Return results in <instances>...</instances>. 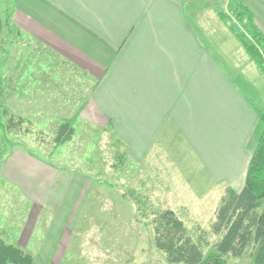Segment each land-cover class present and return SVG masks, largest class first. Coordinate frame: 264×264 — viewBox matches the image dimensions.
<instances>
[{
	"label": "crops",
	"instance_id": "0c3cea01",
	"mask_svg": "<svg viewBox=\"0 0 264 264\" xmlns=\"http://www.w3.org/2000/svg\"><path fill=\"white\" fill-rule=\"evenodd\" d=\"M192 4L12 0L10 14L19 37L29 35L95 81L80 118L111 129L129 160L140 166L167 160L165 173L179 192L197 190L192 183L201 182L208 190L239 194L264 129L252 76L260 70L221 9L212 10L224 25L214 43L208 19L200 20ZM5 15L1 8L0 47ZM0 167L5 180L37 202L44 203L56 184L72 188L67 174L21 150Z\"/></svg>",
	"mask_w": 264,
	"mask_h": 264
},
{
	"label": "rangeland",
	"instance_id": "374dc122",
	"mask_svg": "<svg viewBox=\"0 0 264 264\" xmlns=\"http://www.w3.org/2000/svg\"><path fill=\"white\" fill-rule=\"evenodd\" d=\"M189 1L200 20L208 19L207 31L211 29L214 43L224 26L212 12L215 8L221 9L225 22L244 32L245 22L235 17L238 0ZM246 2L264 25V0ZM2 3L0 10L7 16L12 0ZM252 76L260 97L256 103L264 114V77L258 70ZM90 80L29 35L19 37L15 26L7 29L0 47V138L6 111L27 120L29 132L8 136L5 157L15 149L26 152L67 174L72 188L56 184L44 203L37 202L5 180L0 167L1 237L31 255L34 264H169L155 246L151 219L138 211L135 197L140 195L155 209L173 210L192 236L198 228L205 230L214 244L219 238L215 212L224 191L191 182L197 190L179 192L165 173L167 160L144 166L129 160L109 132L80 118L95 82ZM65 120L71 121L76 135L71 142L56 145L57 129ZM204 254L213 259L212 264H251L249 254L235 259L219 255L212 246Z\"/></svg>",
	"mask_w": 264,
	"mask_h": 264
},
{
	"label": "trees",
	"instance_id": "16d2710c",
	"mask_svg": "<svg viewBox=\"0 0 264 264\" xmlns=\"http://www.w3.org/2000/svg\"><path fill=\"white\" fill-rule=\"evenodd\" d=\"M221 16L223 20L226 19L224 15ZM235 17L245 22L244 32L236 31L235 27L229 25L230 30L264 77V34L255 24L252 11L240 0L235 7ZM12 18V14L7 13V29L15 26ZM5 114L7 120L0 138V163L6 158L8 136L21 137L29 132V127H25L27 120L15 117L8 111ZM259 115L264 123L263 112L259 111ZM106 131L113 138L111 129ZM75 135L71 121L65 120L57 129L54 143L67 144ZM115 143L125 149L123 144ZM124 154L127 157L126 150ZM135 201L141 217L151 219L155 246L166 255L169 264H212L213 259L207 260L204 254V250L211 246L219 255L240 259L249 254L251 264H264V129L253 151L243 190L238 194L228 188L216 209L214 230L219 238L214 244L210 241V235L200 228L196 229V237L192 236L173 210L155 209L148 198L140 195L135 197ZM0 264H34V260L0 235Z\"/></svg>",
	"mask_w": 264,
	"mask_h": 264
}]
</instances>
